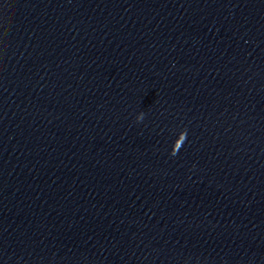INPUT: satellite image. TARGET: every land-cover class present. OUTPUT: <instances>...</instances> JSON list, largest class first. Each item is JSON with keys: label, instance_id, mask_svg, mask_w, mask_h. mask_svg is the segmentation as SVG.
<instances>
[{"label": "clouds", "instance_id": "1", "mask_svg": "<svg viewBox=\"0 0 264 264\" xmlns=\"http://www.w3.org/2000/svg\"><path fill=\"white\" fill-rule=\"evenodd\" d=\"M173 155H175V153H173Z\"/></svg>", "mask_w": 264, "mask_h": 264}]
</instances>
